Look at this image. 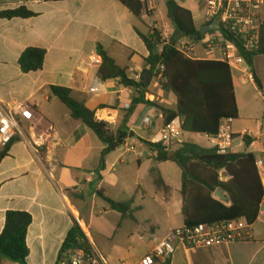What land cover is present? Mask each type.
Masks as SVG:
<instances>
[{
	"label": "crops",
	"instance_id": "obj_1",
	"mask_svg": "<svg viewBox=\"0 0 264 264\" xmlns=\"http://www.w3.org/2000/svg\"><path fill=\"white\" fill-rule=\"evenodd\" d=\"M154 1L157 0H142L144 11L139 21L118 0H0V11L26 7L36 14L28 19H0V106L28 103L34 113L35 128L31 131L29 124L21 121V129L28 140L33 137L40 145L39 159L27 142L17 136L0 161V235L7 212L31 214L27 264H58L60 250L76 223L89 232V240L110 264H140L170 232L184 227L182 184L180 189H173L162 169L170 162L155 164L145 146L154 143L165 125L161 109L136 101L145 95L146 101L163 108L177 107L175 96L164 82L150 76V52L138 34L153 32L154 19L147 10L156 8ZM195 4L192 2L194 9H189L194 20L198 10ZM261 18L264 22V8ZM205 25L206 19L200 28L196 23L199 29ZM99 46L127 70L131 80L139 83L149 72L148 88L123 87L119 80L100 79V68L90 63V57L99 54ZM28 48L46 50L41 71H21L19 58ZM198 48L196 55L201 60L213 61L201 47L204 55H199ZM232 73L239 118L232 123L235 139L230 153H252L264 162V111L257 117L245 111L249 107L248 85L254 86L264 102V56L254 57L252 67V73L262 83V91L255 81L243 83L241 73ZM97 80L102 83L100 92L90 93ZM238 85L245 87L240 93ZM53 86L69 88L73 98L95 111L100 121L110 124L115 132L126 133L123 146L106 157L105 169L100 173L97 170L104 144L81 121L73 119L70 110L52 94ZM148 115L152 116V124L147 127L143 120ZM188 135L184 140L190 142ZM204 137L208 146L191 143L211 149L209 139ZM245 138L251 141L249 146ZM237 141L241 143L234 151ZM129 145L134 146V151L128 150ZM3 151L0 148V154ZM145 159L149 162L144 163ZM154 167L171 189L170 194L158 192L153 181L154 192L142 189L141 171L151 179ZM98 198L104 199L107 206L97 214ZM108 199L119 203L132 200L133 219L112 210ZM176 217H182L181 226ZM101 219L103 225L99 223ZM255 225L251 240L190 252L178 245L168 261L156 264H264V228L256 230ZM93 227L105 239V253L94 239ZM0 264L16 263L0 256Z\"/></svg>",
	"mask_w": 264,
	"mask_h": 264
},
{
	"label": "trees",
	"instance_id": "obj_2",
	"mask_svg": "<svg viewBox=\"0 0 264 264\" xmlns=\"http://www.w3.org/2000/svg\"><path fill=\"white\" fill-rule=\"evenodd\" d=\"M118 1L127 7L135 18L142 21V0ZM165 4L167 16L173 26L172 41L167 43L157 29L148 35L141 32L138 34L150 52L147 59L150 76L154 75L158 65L165 67L164 86L175 96L177 107L175 110L163 108L152 101H146L145 95L136 101L160 108L165 125L179 121L184 137L188 134L215 136L223 120L239 118L232 70L220 61L194 60L183 54L178 49L179 41H176V37L198 43L205 36L200 33L201 29L197 28L193 13L189 9L182 7L176 0H169ZM35 16L36 14L26 7L0 11V19L7 20ZM98 52L103 58V65L98 71L100 79L119 80L123 87L144 90L148 88L145 79L139 83L131 80L127 70L118 66L101 46L98 47ZM46 54L44 49H26L19 58L21 71L24 74L41 71ZM260 55L264 56V22L261 25L259 49L245 55L251 68L254 57ZM253 76L257 87L262 91L260 79L256 74ZM50 90L70 110L73 119L81 121L104 144L105 149L97 170L100 173L105 169L106 157L123 146L127 138L126 133L121 130L115 132L110 124L100 121L95 111L89 109L84 102L73 98L69 88L53 86ZM13 143L14 141L0 154V161L7 156ZM245 144L249 146L251 141L245 138ZM145 146L155 164L173 162L182 172L184 227L194 228L201 224L210 225L237 219H246L251 225L256 223L264 197V185L254 154H220L216 149L204 148L186 140L176 147L154 143H145ZM150 176L158 192L166 195L171 193L157 167L151 169ZM218 190L229 198L228 202L215 198ZM107 201L112 210L121 213L125 218L133 219L132 200L120 203L110 199ZM32 222L33 218L27 212H7L4 231L0 235L1 257L16 264H27L30 253L27 234ZM88 246V237L76 223L60 250L58 264L68 252Z\"/></svg>",
	"mask_w": 264,
	"mask_h": 264
},
{
	"label": "built area",
	"instance_id": "obj_3",
	"mask_svg": "<svg viewBox=\"0 0 264 264\" xmlns=\"http://www.w3.org/2000/svg\"><path fill=\"white\" fill-rule=\"evenodd\" d=\"M263 8L264 0H206V23L218 20L221 26L220 30L208 33L198 43L183 39L178 44V49L189 58L201 60L196 55L197 47H201L213 61L223 62L232 71L241 73L243 83H251L254 81V76L245 55H250L259 49ZM166 42L169 43V41ZM217 54H220L219 58L216 57ZM90 63L93 67L100 68L103 65V58L100 54H95L90 57ZM164 70L165 67L162 64L158 65L154 73L157 82H165ZM101 84V81L97 80L90 89V93L100 92ZM21 121L29 124L31 131L34 130L35 117L32 107L28 103L17 104L14 107L0 106V148H7L17 136H20L40 159V145L36 144L33 137L30 140L27 139L22 132ZM232 123L233 119L223 120L218 134L207 136L212 148L220 154H227L232 148L235 139ZM143 124L147 127L150 126L152 116H146ZM184 141L181 124L176 120L161 128L154 144L176 147L183 144ZM128 150L134 151V146L129 145ZM139 157H144V154H139ZM256 165L264 181L263 160H257ZM261 219H264V197L260 203L256 223ZM252 227L253 225L249 224L246 219L210 225L201 224L194 228L183 227L170 232L151 254L141 259L140 264L168 261L176 252L178 245L190 252L196 249L248 241L252 239ZM83 231L91 240L89 232L86 229ZM59 264L110 263L90 241V246L68 252Z\"/></svg>",
	"mask_w": 264,
	"mask_h": 264
},
{
	"label": "rangeland",
	"instance_id": "obj_4",
	"mask_svg": "<svg viewBox=\"0 0 264 264\" xmlns=\"http://www.w3.org/2000/svg\"><path fill=\"white\" fill-rule=\"evenodd\" d=\"M176 1L178 3H180V5H182L183 7H186L187 9H190V10L194 9L192 2H193V4L196 3L195 5H197L198 10L194 13V15H195V21L197 23V26L200 28L202 23H203V20L206 19V0H176ZM154 6L156 8L152 9L151 11L147 10L148 15L152 18V20L154 19L153 30L157 29L160 33H162V38L165 39L166 41H169V43H170L173 39V26H172V23L167 16V8H166L165 0L154 1ZM175 39H176V41H179L178 44L181 42V40H183L179 37H176ZM199 48L197 50V53L199 55L203 56L204 54L202 53V51ZM235 74H236V72H235ZM243 88H245V87H243ZM243 88L240 85H238V92L240 93V91ZM246 88H247L246 90L249 91L248 92L249 96H247L246 100H248V106L250 108L249 107L246 108L245 111L247 114L251 113L249 115L253 114V115H255V117H257L258 115L262 114V112L264 111V102L259 97V95L255 91L254 86L252 84L248 85ZM254 110H255V112H254ZM187 139L190 142H195V143H198V144L203 145V146L209 145L208 140L204 136L190 134L187 136ZM239 143H241V141H237L234 144V151H237V145ZM148 162H149V159L144 160V163H148ZM162 169L164 170L165 176H166L167 180L169 181V183L171 184V186L173 187V189H180L181 184H182V182H181L182 172H181L180 168L175 163L170 162V163L164 165L162 167ZM133 176L135 178L136 174H134ZM139 178L141 180L140 185H141L142 189H144L148 193H151V191L154 192L152 180L150 179L149 175H147L144 171H141ZM126 199H128V198H126ZM86 200L88 201L89 204L92 203L90 198H87ZM106 206L107 205L105 204V200L98 198L97 199V208H96L97 214L100 211H103V208H105ZM99 223H101V225H103L104 219L99 220ZM176 223H178L177 225L181 226L182 225V217H176ZM104 227L105 226H103V228ZM255 228H256V230L263 229L264 228V219L257 221ZM97 231H98V229H96V227L92 228V233H94V239L96 240L97 244L99 245V247L101 248L103 253H105V239L102 238L98 234Z\"/></svg>",
	"mask_w": 264,
	"mask_h": 264
},
{
	"label": "water",
	"instance_id": "obj_5",
	"mask_svg": "<svg viewBox=\"0 0 264 264\" xmlns=\"http://www.w3.org/2000/svg\"><path fill=\"white\" fill-rule=\"evenodd\" d=\"M169 2V0H165V3ZM221 26H220V23L218 20H215L213 23L211 24H206L201 30H200V33L205 36L207 35L208 33L210 32H213V31H218L220 30ZM144 79H145V85L148 86L149 85V72H147L145 75H144ZM215 198L223 201V202H228L229 198L221 191V190H218L216 193H215Z\"/></svg>",
	"mask_w": 264,
	"mask_h": 264
}]
</instances>
